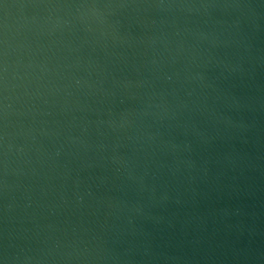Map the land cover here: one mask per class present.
<instances>
[{
	"label": "water",
	"instance_id": "obj_1",
	"mask_svg": "<svg viewBox=\"0 0 264 264\" xmlns=\"http://www.w3.org/2000/svg\"><path fill=\"white\" fill-rule=\"evenodd\" d=\"M0 264H264V0H0Z\"/></svg>",
	"mask_w": 264,
	"mask_h": 264
}]
</instances>
